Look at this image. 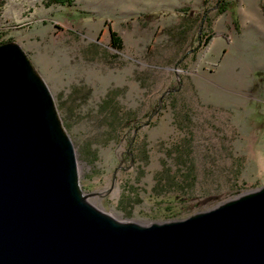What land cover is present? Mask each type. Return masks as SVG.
Listing matches in <instances>:
<instances>
[{"label": "rangeland", "instance_id": "rangeland-1", "mask_svg": "<svg viewBox=\"0 0 264 264\" xmlns=\"http://www.w3.org/2000/svg\"><path fill=\"white\" fill-rule=\"evenodd\" d=\"M0 41L32 60L82 191L116 218H184L264 184V0H0Z\"/></svg>", "mask_w": 264, "mask_h": 264}, {"label": "water", "instance_id": "water-1", "mask_svg": "<svg viewBox=\"0 0 264 264\" xmlns=\"http://www.w3.org/2000/svg\"><path fill=\"white\" fill-rule=\"evenodd\" d=\"M0 264H264V184L184 218L120 220L92 204L53 95L0 44Z\"/></svg>", "mask_w": 264, "mask_h": 264}, {"label": "trees", "instance_id": "trees-1", "mask_svg": "<svg viewBox=\"0 0 264 264\" xmlns=\"http://www.w3.org/2000/svg\"><path fill=\"white\" fill-rule=\"evenodd\" d=\"M51 3H60V4H68L72 5L75 0H50ZM223 10V7L221 8ZM111 37H112V44L115 47L121 48L123 46V38L122 36L114 29L110 28ZM3 43V41H0V44Z\"/></svg>", "mask_w": 264, "mask_h": 264}]
</instances>
